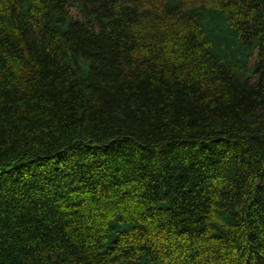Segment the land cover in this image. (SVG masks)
Instances as JSON below:
<instances>
[{
  "label": "trees",
  "instance_id": "1",
  "mask_svg": "<svg viewBox=\"0 0 264 264\" xmlns=\"http://www.w3.org/2000/svg\"><path fill=\"white\" fill-rule=\"evenodd\" d=\"M0 264H264V0H0Z\"/></svg>",
  "mask_w": 264,
  "mask_h": 264
}]
</instances>
